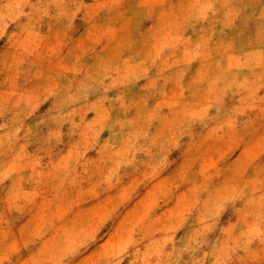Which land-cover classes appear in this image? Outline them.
Returning <instances> with one entry per match:
<instances>
[{
    "label": "rangeland",
    "instance_id": "1",
    "mask_svg": "<svg viewBox=\"0 0 264 264\" xmlns=\"http://www.w3.org/2000/svg\"><path fill=\"white\" fill-rule=\"evenodd\" d=\"M0 264H264V0H0Z\"/></svg>",
    "mask_w": 264,
    "mask_h": 264
},
{
    "label": "bare ground",
    "instance_id": "2",
    "mask_svg": "<svg viewBox=\"0 0 264 264\" xmlns=\"http://www.w3.org/2000/svg\"><path fill=\"white\" fill-rule=\"evenodd\" d=\"M209 5V4H208Z\"/></svg>",
    "mask_w": 264,
    "mask_h": 264
}]
</instances>
